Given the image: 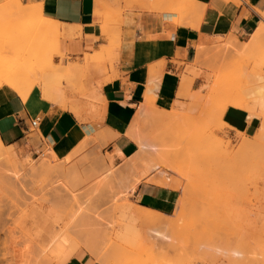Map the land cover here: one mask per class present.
<instances>
[{"label": "rangeland", "instance_id": "1", "mask_svg": "<svg viewBox=\"0 0 264 264\" xmlns=\"http://www.w3.org/2000/svg\"><path fill=\"white\" fill-rule=\"evenodd\" d=\"M16 1L0 0V6L1 3H5L11 7ZM122 1L124 5L126 3L131 5L136 1L141 4L150 3L155 9L162 2V0L161 2L158 0ZM174 5L171 3L165 10L178 11L179 6L172 8ZM120 8L123 6L106 5V21L109 19L110 21L102 23L103 25L106 23L104 28L112 20H119L120 10L118 14L117 9ZM114 12L117 14L112 16ZM261 14L264 18V13ZM33 20H35L34 15L22 19L7 17L3 22L13 26H25ZM108 34L111 35V32ZM116 35L108 36L109 40H113ZM250 36L251 34L241 37L229 34L198 45L195 56L197 59L193 60V64L201 67L202 70L198 72L202 76V78L198 77V88L193 89L190 86L181 101L175 100L166 108L157 107L150 98L153 115L163 118L161 122L151 117L135 123L138 134H146L149 137L148 140L158 142V145L154 143L156 146L154 150L151 148L145 152L143 161L131 164L129 157L120 156V161L114 162L112 154L105 152L107 140H100L96 132L93 135L84 136L71 150L61 155L55 153L57 159L51 162V168L31 177L26 174L24 160L29 157L32 161H37L43 151L31 155L21 147L3 145L5 149L15 150L16 154L11 157V163L13 169L18 172L16 177L11 174L12 177H6L7 180L0 178V264H89L102 257L114 258L116 254H122L124 257L128 254L133 259H137L134 258L135 256L138 259L142 257L141 260L144 258L145 261L152 259L153 264H264V258L259 254L258 247L260 241H264L254 239L258 226L253 227L255 232L249 227L251 232L247 227L245 228L244 223L247 221L240 214L239 198L235 190L240 184L239 181L242 180L244 166L238 167L235 162H230L232 164L228 165V160L222 165L211 159L212 153L219 148L217 145L220 142L227 144L228 150L239 151L241 137L238 132L234 135L230 134L227 125L222 127L219 119L212 118L209 114L215 106L213 99H207L205 103H202L203 106L201 103L198 106L192 98V94L197 91L204 96L207 95L208 88L218 82L224 83L233 77L235 80L236 75H240L245 69V71L252 69L255 72H264V64L257 60L258 56L250 58L249 62H245L246 65L236 63L239 62L238 59L231 55L221 59L216 57L217 51L231 37L245 46L244 43L248 42ZM58 37L49 35L42 39L40 35L41 44L11 48L8 41H2L3 37L0 35V64L4 68H9L21 64L25 55L26 58L27 55L29 57V54L38 52L32 67L35 69V74L41 75L42 84H37L40 86L42 97L47 98L43 95L42 89L49 94L58 93L65 105L62 109L74 112L84 121H95V99L93 98L97 95L95 88H99L102 81L115 76L113 55L117 44L112 42L109 46L102 47L93 61L86 62L85 53H83L84 58H72L65 48L64 40ZM97 70H103L105 73L95 74ZM205 74L210 75L208 78L210 81L203 76ZM37 84L35 86H38ZM209 84L210 86H207ZM32 89L26 93V96ZM65 98L68 102L76 104L67 106ZM196 105V112L188 113V109ZM183 113L191 115L193 119L188 115V118H183L186 121L183 122L184 124L179 121L176 124L169 122L171 125L164 123L171 114ZM259 122L258 118H254L250 132L243 133L248 137L253 135ZM137 123H140L138 129ZM151 140L150 143H152ZM210 140L213 143L216 142V150L215 144L211 149ZM217 141L220 142L217 143ZM247 149L251 155L264 154V141L250 145ZM11 163L0 159V168L4 169ZM145 170H147L145 174L141 175V172ZM159 176L165 179L167 177L166 180L173 186L168 188L177 194L175 197L174 193H171L169 205L172 201H175L176 205L178 197H184L186 206L184 205L180 211L182 213L176 211L175 205L168 212L154 209L165 217H172V222L157 228L150 225L154 226L151 228L142 221L138 223L140 220L130 218L128 209L141 206L132 198L135 182L142 177H149L150 180L152 177L160 178ZM196 176L199 180L201 176L206 179L202 178L199 182ZM208 177L211 179L207 180ZM180 214L181 216L177 217ZM237 216H240V219ZM149 228L156 230H151L149 233ZM165 229H170L169 233ZM154 233L158 234V237H163L165 234L164 238L173 236L174 239L169 237L166 239L167 242ZM162 233L163 235H159ZM148 234L155 238L149 239ZM152 239L156 240V243L155 240L153 241L154 247L153 243H149ZM58 240H60L59 243ZM3 253L5 259L2 258ZM149 254L151 255L148 257Z\"/></svg>", "mask_w": 264, "mask_h": 264}, {"label": "crops", "instance_id": "2", "mask_svg": "<svg viewBox=\"0 0 264 264\" xmlns=\"http://www.w3.org/2000/svg\"><path fill=\"white\" fill-rule=\"evenodd\" d=\"M19 1L23 5H35L43 17L58 23V38L64 40L72 58L99 52L112 42L117 44L113 55L115 76L95 88V121L79 119L74 112L48 102L38 84L26 100L0 90V139L3 145L21 147L31 155L39 154L47 146L61 155L84 136L97 132L100 140H107L105 152L112 154L114 162L120 161L116 148L121 156H131L137 144L127 131L134 125L146 96L159 108L181 101L190 86L198 88V77L202 78L198 73L201 67L193 64L198 45L229 34L238 37L251 34L260 22L264 23L261 14L264 0H193L198 5L194 4L196 9L192 8L191 0V6H182L181 0L177 4L176 0H162L156 9L150 3L125 6L122 0ZM171 3L175 4L172 8L178 5L179 10H165ZM106 5L124 7L117 9L119 20H112L104 28ZM112 35L116 36L109 40L108 36ZM103 73V70L95 71L98 75ZM72 104L76 103L66 100L67 106ZM35 117L39 119L38 126L32 127ZM254 118L257 117L234 107H227L222 114L233 135L249 133ZM148 178L142 177L135 183L133 200L153 210L171 211L175 205V201L169 205L171 193L175 197L177 194Z\"/></svg>", "mask_w": 264, "mask_h": 264}, {"label": "bare ground", "instance_id": "3", "mask_svg": "<svg viewBox=\"0 0 264 264\" xmlns=\"http://www.w3.org/2000/svg\"><path fill=\"white\" fill-rule=\"evenodd\" d=\"M14 1H16V0H14ZM155 1H157V0H155ZM158 1L161 2L160 0H158ZM172 1L175 2V0H171V2ZM181 1H182V6H185V5L189 6L190 4L192 5V3L194 2L193 0H191L192 3H190L191 2L190 0H181ZM177 2H178V0H176V4H177ZM8 4H9V2H8ZM8 4L1 3V6H0V33H1L0 35L3 37L2 41L3 40L8 41L11 48H17L20 46L25 47L28 45H34V44H38V43L41 44L42 40L39 41L40 35L43 37L42 39L46 38L49 35H55L56 38L58 37V35H59L58 23L53 21V20H50V19L43 17L40 10L35 5H23L19 0H17L16 3L14 2V5H12L11 7H8L9 6ZM194 4L196 5V7L198 6L196 3H193V5H192L193 9L195 8ZM126 5H128V3H126ZM193 9H192V11H194ZM185 10L190 12L191 9H188V10L185 9ZM185 10H183V11H185ZM111 13H113V11ZM117 13L119 14L118 10H117ZM117 13L114 12V15L112 14V16H115ZM32 15L35 16V20H33V22H30L29 24H27L25 26L24 25L13 26V25H8L7 24L8 22H3L4 19L6 20L7 17H9L10 19H15V18H18V19L21 18L22 19L25 17H32ZM108 21H110V19ZM108 21H106V22L108 23ZM103 24H102V27H104L106 25V23H105V25H103ZM35 34H36V36H35ZM57 41H58V39H57ZM244 44H246V45L245 46L241 45L240 43H238V41L235 38L231 37L229 40L226 41L224 46L220 50L217 51V53H216L217 56L216 55L215 56L217 57V59H221L227 55H231V57L237 58L239 62H236V63H240V64L247 62L250 58L253 59L254 57L258 56L260 60L259 59H257V60L260 63L264 64V23H260L257 26V28L254 29V31L251 33L250 38L248 39V42L244 43ZM3 46H5V45H3ZM221 46H222V44H221ZM108 52L110 53V51H108ZM97 53L98 52H95L91 55L86 54L85 55L86 62L93 61L94 57H96L99 54V53L98 54ZM21 54H23V53H21ZM29 55L30 56L28 57V55H27L26 58H25L26 55L24 56L21 64H17L15 66H12L9 68L8 67L4 68L3 65L0 64V89H3L4 91H8V92H13L15 95L20 96L22 98V100L27 99L28 96H26V93L30 89H32L35 86V84H37V83L42 84L41 75L35 74V69L32 67V63L34 62L36 56L38 55V52L34 53V54H29ZM24 59H25V61H24ZM194 59H197V57H194ZM218 62H221V61H218ZM245 65H246V63H245ZM258 66H260V65H258ZM254 68H256V67L254 66ZM213 70H214V68H213ZM245 70L242 73H240V75H236L235 80L233 79L234 78L233 77L232 79L227 80L224 83H222V82H218L216 84L213 83L214 85L212 87L208 88L207 95L205 94V96H204L201 93H199V91H197L194 94H192V98H193V101L195 102V104L197 103L198 106H200L199 105L200 103H201V105L203 102L205 103V101L207 99H209V100L213 99L215 101V106L213 109L211 108L212 110L210 111L209 114L212 115V118L213 117L218 118L220 125H222V127L226 126L225 123L222 122L221 116L224 113L225 109H227V107H234L237 109L245 110L246 112H248L249 116H256L257 118H259L260 124H259L254 135L248 137V136L244 135L243 133H238L239 137H241V139L239 140V148H240L239 151L228 150V145L225 143H222L220 141H217V143L220 142V144L222 146L219 144V145H217L219 148H217L216 142L213 143L210 140L211 143H209V144L210 145L212 144L211 149L213 147V144H215L214 149L216 150V148H217V150L214 151L212 153V155L211 154H209V155L212 156L211 159H213L214 161L216 160L218 163H221L222 165L225 163L226 160H228L229 161V162H227L228 165L232 164L230 162H235L238 167L244 166V168H243L244 170L242 169L243 170L242 176H241L242 180L239 181L240 184L238 185L237 188H235L237 198H239L238 200L240 203V205H239L240 206V208H239L240 214L242 215L244 220L247 221V223H244L245 225L244 224H242V225H244L245 228L247 227V229L249 227L252 231H254L253 227L258 226V227H256V228H258V230L255 229L257 232V233H255L256 235L254 234L255 231L253 232V235H255L254 239L255 240L261 239L262 241H264V154L251 155L250 151L247 149V147H249L250 145L264 141V72L260 73L259 71H257L258 72L257 73V72H255V70H252V69L249 71H245ZM29 76H31L32 78L30 79ZM203 76H205L207 79L210 77L209 74H205ZM211 77H212V75H211ZM206 83H208V82H206ZM207 86H210V84ZM12 89H14L15 91H13ZM42 92H43V95L47 97L46 100L48 102L58 104L61 107L65 106L63 99H62L60 94H58V93L57 94L56 93L55 94H49L45 89L44 90L42 89ZM150 98L151 97L146 96L144 104H142L140 109L138 110V113L136 115V119L134 120V125L127 131L128 136L130 138L134 139L136 144H137V150L131 156H129V162L131 164H134V163L136 164L140 161H143L145 158V155H146L145 152H147L151 148H153V150H154L156 147L155 145L158 143V142H152L153 140H151V139L150 140L152 143H150V140H148L149 137H147L146 134H145L146 136L143 135V133L138 134V130L135 129V123L137 121L144 120V118H151L152 117L153 119H157V120L159 119L158 121H160L161 118H163L162 116L160 118L157 115H153L154 110H153V108H151L152 105L150 102ZM197 105L195 107L193 106L190 109H188L189 110L188 113H192V112L195 113ZM184 114H186V113L171 114L169 117L167 116L168 118L166 120L164 119L165 120L164 123L167 124L170 122L171 124L172 123L176 124L177 121L183 123L185 121V120H183V118H188V115H189V114H186V116H185ZM189 116H191V115H189ZM190 118L193 119L192 116ZM168 127L170 128L169 125H168ZM191 129H192V127H191ZM183 130H185V129H183ZM168 131H166V132H168ZM188 132H190V131H188ZM30 139H31V136H30ZM34 141H36L35 138H34ZM34 141L32 140L33 143H34ZM154 143H155V145H154ZM171 150H172V148H171ZM115 151L121 156V154H120L121 152L119 149L116 148ZM209 153H210V151H209ZM13 154H16L15 150L13 148L5 149L3 147V143L0 139V159L5 161L6 163H8V162L11 163V157L13 156ZM185 154H187V153H185ZM175 155H172V156H175ZM56 157H57V155L55 154V152L51 148L47 147V149H45L42 152V154L39 156L37 161L36 160L32 161L31 158H29V157L25 158L24 166L26 167L25 168L26 174L28 176L34 177L35 175H39L45 171H48V169H50L52 166L51 162L54 161ZM176 157H177V155H176ZM162 158H163V156H162ZM166 159H168V158H166ZM169 160H171V158ZM161 161H163V160H161ZM184 161L186 163V160H184ZM12 162H13V160H12ZM175 162H176V160H175ZM165 163H163V164H165ZM156 166H157V164H156ZM5 168L4 169L0 168V178L2 180H7L6 177H9V176L12 177V175H13V177H16V174L18 171L13 169L12 163L7 165V167H5ZM178 170H181V169H178ZM146 171L147 170L142 171L141 175L142 174L144 175ZM184 171H186V170H184ZM203 176L205 177V175H203ZM204 177L201 176L200 180L202 178H203V180H205L206 178L204 179ZM166 179H167V177H166ZM166 179L164 177H160L157 179L152 177V178H150V181L158 184L160 187L161 186H163V187L167 186L170 188L173 187ZM210 179H211V177L207 180H210ZM198 180H199V178H198ZM200 180H199V182H200ZM203 180H202V182H204ZM137 182H139V181H137ZM137 182H135V183L137 184ZM171 182H172V180H171ZM184 199H185L184 197H178V200L176 202L175 209L179 213H182L180 211L182 210V208H184L183 207L184 205L186 206V204H184L186 202V201H184ZM216 199L218 200V198H216ZM220 199L221 198H219V201H220ZM128 212L130 214V216H129L130 218H133L134 220L135 219L140 220L138 223H141V221H142V223L146 224V226L148 225V227L150 225H154L156 228H157V226L158 227L159 226H167L168 224H170L172 222L171 221L172 217L171 218L165 217L162 214H160L159 212H157L156 210H153V209H150L147 207L140 206L137 208L136 207L135 208H129ZM176 215H177V212H176ZM238 215H239V213H238ZM179 216H181V214L178 215L177 217H179ZM237 217H239V219H240V216H237ZM239 222H240V220H239ZM247 224H248V226H246ZM178 225H179V223H178ZM154 226H150V227L154 228ZM184 227H182V228H184ZM170 229H172V228H170ZM250 229H248V230L251 232ZM151 230H156V229H150L149 233L151 232ZM165 230H168V229H165ZM169 230H168V232L167 231L166 232L169 233ZM152 232H155V231H152ZM177 232H179V231L177 230L176 233ZM148 235H149V239L155 238V237L151 236L150 234H148ZM159 235H163V233L159 234ZM164 235H163V237H158V236L157 237L163 238L165 240L170 237V236H168L166 238V236H165V238H164ZM172 238H173V236L170 237V239H172ZM136 239H137V237H136ZM136 239H134V240H136ZM60 240H62V239H60ZM60 240H58L57 242L59 243ZM154 240L155 239H152L151 242L149 240V243H153ZM155 243H156V240H155ZM144 245H146V244H144ZM254 245L256 246V244H254ZM152 246L154 247V243ZM141 247H142V245H141ZM256 247H254V248H256ZM258 247H259V254L262 256V258H264V242L260 241V245H258ZM139 251H141V250H139ZM259 254H257V255H259ZM127 255H125L126 257H124L122 254H116L114 256V258L111 256L102 257V258L96 260L95 262L100 263V264H103V263L104 264H153L152 259H151V261H149V260L145 261L144 258H143V260H141L142 257H139L140 259H138L137 256H135V257L133 256L134 258H137V259H133L132 257L130 258L129 255H128L129 257H127ZM150 255L151 254H149L147 256L149 257ZM154 255H155V253H154ZM2 258L5 259L4 253L2 254ZM158 262H160V260H158ZM161 264H163V263H161Z\"/></svg>", "mask_w": 264, "mask_h": 264}, {"label": "built area", "instance_id": "4", "mask_svg": "<svg viewBox=\"0 0 264 264\" xmlns=\"http://www.w3.org/2000/svg\"><path fill=\"white\" fill-rule=\"evenodd\" d=\"M38 122H39L38 117H35V118L31 121V125H32V127H36V126H38Z\"/></svg>", "mask_w": 264, "mask_h": 264}]
</instances>
